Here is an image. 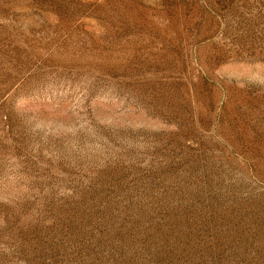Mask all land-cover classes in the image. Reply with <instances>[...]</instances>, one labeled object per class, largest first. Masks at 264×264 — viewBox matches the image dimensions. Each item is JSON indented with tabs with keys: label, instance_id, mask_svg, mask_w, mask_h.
I'll return each mask as SVG.
<instances>
[{
	"label": "rangeland",
	"instance_id": "374dc122",
	"mask_svg": "<svg viewBox=\"0 0 264 264\" xmlns=\"http://www.w3.org/2000/svg\"><path fill=\"white\" fill-rule=\"evenodd\" d=\"M0 264H264V0H0Z\"/></svg>",
	"mask_w": 264,
	"mask_h": 264
}]
</instances>
